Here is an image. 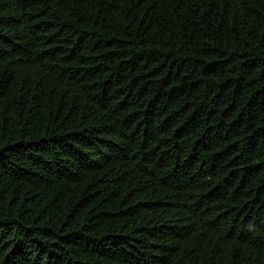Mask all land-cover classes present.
<instances>
[{
	"label": "trees",
	"instance_id": "obj_1",
	"mask_svg": "<svg viewBox=\"0 0 264 264\" xmlns=\"http://www.w3.org/2000/svg\"><path fill=\"white\" fill-rule=\"evenodd\" d=\"M0 264H264V0H0Z\"/></svg>",
	"mask_w": 264,
	"mask_h": 264
}]
</instances>
